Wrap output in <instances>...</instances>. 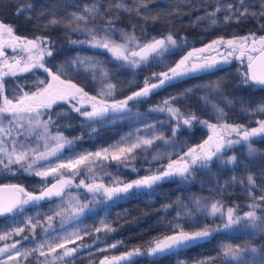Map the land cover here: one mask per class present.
<instances>
[{
  "label": "snow or ice",
  "instance_id": "snow-or-ice-1",
  "mask_svg": "<svg viewBox=\"0 0 264 264\" xmlns=\"http://www.w3.org/2000/svg\"><path fill=\"white\" fill-rule=\"evenodd\" d=\"M156 0H112L107 7L104 0H91L90 3L72 5L77 11L67 12L64 16H58L55 11H48L46 8L40 11L36 19L47 22L43 28L62 26L69 31L65 33L67 42L71 45H87L94 49H102L111 55L115 61L120 62V67L131 69L139 68L151 61H157L164 65L165 55H173L189 47L190 42L186 37L177 36L169 31L159 38L153 36L143 41L135 34L136 25H132L133 32L129 34L122 28H118L117 21L120 13H126L130 17L142 16V10L147 12L148 6ZM189 2V0H185ZM216 7L213 11L207 12L206 16L197 17V21L207 20L210 27L220 23L217 13H226L223 23H236L246 20L249 17L264 19V0H258L260 11H250L252 4L250 0H236V3H224L223 0H214ZM34 5L25 3L17 9L16 15L32 13ZM242 9V11H241ZM145 21L158 20L159 15L149 16L144 14ZM26 19L31 20L28 15ZM195 23V22H194ZM91 25V26H89ZM41 27L37 25V28ZM264 30V24L260 25ZM70 32H78L85 36L84 39H71ZM119 34L120 41L113 39ZM141 36L144 31L141 29ZM11 49L12 55L7 54ZM56 41L48 36L36 35L32 38L16 34L13 25L0 21V175H26L40 178V183L29 191L22 183L0 184V218L10 217L12 222L17 216H22L27 206H39L41 202L50 201L54 197L61 199L66 195V190L73 186L77 176L86 175L91 182L86 183L80 179L76 188H83L92 199L87 203H80L78 196L70 197L67 203L68 208H62L54 215L37 213L35 216H23L21 227L7 228L2 230L0 241H7L13 237H19L13 243H4L0 246V264H19L18 258L25 261L29 257H35V264H71L76 254L82 248L90 245L83 244L84 237L80 234V228L72 231H65L63 235L48 238L47 234L53 228V220L56 216L62 217L63 223L68 219L82 216L85 210H91L97 203L109 201L126 200L134 198L143 193L155 191L160 184L175 180L177 177L188 180L197 167L208 169L210 165L219 161L222 165H238V157L233 154L225 160L224 154L233 151L238 145L247 146L246 158L257 155V150L252 145L254 138H264V119L249 121L255 123V127H247L244 124L227 122L224 109L219 106L210 94L219 95L226 106H232L233 101L228 100L222 94L223 78H218L204 85L210 92L209 95L199 97L205 107H211L215 123L202 119L194 111H182L176 106V102L193 92L192 88L185 89L177 95H171L163 99L150 111L167 113L169 119L157 121L154 124H146L144 131L146 135L128 133L122 136L119 141L97 151H85L76 153L74 156L63 157V151L73 147L81 136L68 139L62 132L50 133V126L59 127L53 119L52 110L64 102L69 106L68 110L56 112L55 116L60 118L67 116L69 111L77 113L84 118L83 122H99L106 119L109 114H125L131 111L130 101L140 102L143 99L155 94L157 90L170 86L185 78L194 77L198 74H205L221 70L222 66L229 65L234 59L241 64L246 63V70L239 75V86L251 87L264 90V35L256 36L255 33H248L244 36L233 35L230 39L219 36L202 47L191 46L189 50L173 62V66L167 67L165 71L153 72L146 76L143 86L132 92L124 99H115L116 85L103 83L108 80L109 72L103 63L94 57H77L69 59L61 64L48 67V59L53 58L56 52ZM87 65L84 71L91 72V79H99L102 87L96 95H90L83 87L66 78L69 72L79 71V66ZM42 72L46 78L36 76L33 84L35 90L25 91L24 84L18 83V78L23 74H35ZM6 78H13L14 83L6 89ZM155 81V82H153ZM7 92V94H6ZM242 104L245 102L242 100ZM90 109V110H89ZM241 115L264 116V98L252 106H244L240 109ZM47 115V119H42ZM118 118H123L122 115ZM7 120L8 126L4 125ZM157 124L163 126L171 124V136L165 137L163 132H157ZM27 125V127H26ZM196 125L208 130L209 134L201 143L188 147L178 158L173 159L171 153H153L147 155L149 150L157 141L164 144H174L177 134L184 129L192 130ZM64 127H71L70 124ZM40 129L41 131H37ZM15 130V136L13 131ZM91 131L95 132L93 128ZM33 136L35 144L33 147ZM19 138V139H17ZM43 142V150H40V142ZM143 156L146 163L156 161V168L145 169L143 176L139 175L140 168L136 167L138 156ZM164 155H167L168 162L159 164ZM264 155V154H261ZM55 158L57 163H52ZM129 170L136 174L137 178L125 181L120 177H113L106 169L113 166ZM247 165H244L247 170ZM99 170V171H98ZM109 177L108 184H105L103 177ZM49 177L54 182H49ZM244 178H237L235 173L225 181V185L240 184L251 203L249 211L242 215L238 214V206H225L220 200L196 199L193 201L195 207L189 209L187 205L175 202L180 205L182 211H177L175 217L169 220L167 215L162 216L158 224L164 229L163 232L154 236L144 245L133 246L131 249L122 252L120 255L103 256L98 264H135L136 259L142 257H153L163 259L165 256L178 255L179 252L195 247L201 242L207 241L213 235L233 229L241 225L245 229L258 230L264 233V186H259L253 175L249 174ZM253 189L261 192L260 196L253 195ZM221 186L218 191H223ZM74 201V203H73ZM171 204L161 205L157 212H167ZM68 213V215H66ZM197 214L205 219L215 218L212 223L199 225L200 219ZM44 215L42 222L38 217ZM218 219L220 223H216ZM189 225V229L185 225ZM99 227L93 231L105 235L116 231L111 222L106 219L99 220ZM37 228L45 233V238L38 241L34 248L17 247L28 240L30 236L35 237ZM84 236H91L92 231L83 229ZM29 235H25V233ZM99 237H97V240ZM80 241L79 244L76 242ZM96 243V240L93 241ZM68 245H73L69 247ZM124 246L123 241H115L106 245L100 252L108 249H115ZM59 250V251H58ZM249 250L252 253L257 249L251 247L247 242L243 245L224 244L218 249V255L204 259H197L195 264H224L226 259H239L245 256ZM176 264H187L185 260L177 258ZM257 264H264V251Z\"/></svg>",
  "mask_w": 264,
  "mask_h": 264
},
{
  "label": "trees",
  "instance_id": "trees-1",
  "mask_svg": "<svg viewBox=\"0 0 264 264\" xmlns=\"http://www.w3.org/2000/svg\"><path fill=\"white\" fill-rule=\"evenodd\" d=\"M25 0H0V20L11 24L16 29V34L22 36L33 37L36 35L48 36L56 41V52L53 57V62L51 67L54 65L61 64L74 56L76 45H71L67 42L65 38V33L68 29L62 26L53 27L45 29L42 27L43 24L47 22L44 20H37V14L44 10L55 11L58 16H64L67 12L77 11L78 9L72 7V5L83 6L86 3H90L91 0H31L30 3L34 5L32 13H22L19 16L16 15L17 9L22 7ZM112 2V0H104V6ZM131 4L132 0H127ZM224 3H236V0H223ZM252 7L250 11H260L258 0H250ZM216 7L214 0H156L155 3H151L148 6L147 12L142 10V16L137 17L132 15L131 17L126 13L119 14V20L117 21V27L124 30H131L133 32L132 25H136L135 34L142 41L146 37L150 39L153 36H158L166 34L171 31L176 36L177 39L180 37H186L190 42L189 47L183 49L182 51H177L173 55H165L164 65H160L157 61H151L150 63L143 65L136 69L127 70L124 74H118L116 78L113 79V84L116 85V92L114 98L121 99L127 96L129 93L138 88L143 82L146 76H150L153 72L161 71L177 60V58L183 54L191 46L203 45L212 39L219 36H223L225 39L232 38L233 35L243 36L248 33H255L256 35L264 34V30H261L260 25L264 24V19L259 17L253 18L249 17L246 20H242L239 23L232 21L231 23H223V18L226 13L219 12L217 17L220 21L216 26L210 27L207 20L197 21V17L206 16V11H213ZM242 11V9H241ZM144 14L149 16L159 15V19L153 22L151 19L145 21L142 17ZM28 15L32 16L31 20L26 19ZM195 22V23H194ZM37 25L41 27L37 28ZM141 29L144 31V37L141 36ZM71 39H79L80 35L78 32H70ZM84 36V35H83ZM85 53L87 51H80ZM244 64H241L239 60H233L229 65L222 66L219 71H212L205 74H198L194 77L185 78L179 82H174L170 86L164 87L161 90H157L155 94L143 99L140 102L130 101L129 108L130 112L125 114H115V121L110 124L93 126L95 122L84 123V118L80 117L77 113L69 111L67 116H62L57 118L55 116L56 112L62 110L67 111L69 106L65 103H60L59 106H55L52 110L53 119L59 127L50 126V133L55 134L57 131L62 132L65 137L72 139L76 136H81L82 138L77 140L72 148L82 149L83 147H92L95 141L102 139L104 143H110L117 140L118 136L122 134L124 127H130V123L141 125L145 129L146 124H154L157 121H166L169 119L167 114L152 112L150 107L161 102L163 99L168 98L171 95H177L183 92L185 89L192 88L193 92L188 94L183 99L176 102V106L182 111L191 110L194 111L198 116L203 119L215 121L214 114L211 107H205L202 100L199 97L204 95H209L210 92L204 85L211 81H215L218 78H223L224 83L222 85V94L228 100L233 101L232 106H226V101L222 102L219 95L210 94V98L213 99L221 108L224 109L227 114V122L241 123L246 126H253L255 123H249V121H255L256 119L264 118V116H244L241 115L240 109L244 106H252L264 98V90L253 89L251 87L239 86V75L246 70ZM53 70L55 68L53 67ZM90 71H78L76 73H68L66 78L73 79L77 83L81 84L86 90L94 92V89L84 81V78L91 77ZM38 76L35 74H23L18 78V83L25 84L24 89L27 91L35 88L33 84L34 79ZM14 83L13 78L6 79V89L11 87ZM245 103L242 104L241 101ZM122 115L123 118H118ZM47 115L43 116L42 119H47ZM70 124L71 127H64V125ZM171 124L159 125L157 124V132H163L165 137L171 136ZM93 128L96 129L95 132L91 131ZM37 131H41L38 129ZM146 135V132H144ZM205 136V130L196 125L192 130L186 131L181 129L177 134L174 144H164L161 141H157L153 148L149 150L147 155L149 158L153 153H171L172 157L177 155L179 152L185 150L190 145H194L200 142ZM253 147L257 150V155L250 158H246L247 148L242 147L243 156L239 159L238 165L233 169L232 166L222 165L213 162L210 168H196L194 170V175L188 180H183L177 177L175 180L160 184L156 187L155 191L149 194L148 192H143L134 198H128L126 200H119L102 205L93 212H88L74 222H72L75 228H80L81 235L84 237L83 241L86 244H90V247L81 249L75 256V260L78 264H82L89 260H95L99 255L109 251L100 252L98 249L105 248V245L113 243L115 241H123L124 246H118L113 249V251H121L131 249L133 246L144 245L146 242L150 241L154 236L163 232L162 226H159L158 221L162 216L167 215L168 219L171 220L175 217L177 211H182L180 205L175 203L179 201L180 203L187 205L189 209L192 207L190 199L193 201L194 194L208 195L211 197L219 198L223 201L225 205H236L239 211H243L246 208L245 202L248 200L247 193L244 191L243 186L240 184L225 185V181L235 173L237 178H244L245 184L247 183V175H253L256 184L259 186H264V138H254L252 140ZM71 148V149H72ZM155 148V149H154ZM69 151L66 148L64 152ZM168 160L167 155H164L159 161L162 164ZM137 168H142L143 164H146L151 168H156L158 163L156 161L151 162V164L146 163L143 156H139L135 162ZM244 165H247V170H245ZM121 167L115 172L119 176H124V180H128L136 174L131 173ZM145 169H141L139 175L144 174ZM2 179H14L22 181L29 189H34L38 182L37 177H29L26 175H17L15 177L4 175L0 176V181ZM224 186L223 191H218V189ZM82 189H76L78 193ZM70 189L66 191L69 193ZM261 195L258 189H253V195ZM193 195V196H192ZM61 198L55 197L50 201L41 202L39 204V210L41 214L49 215L52 213L53 209L58 208L59 201ZM171 204L172 207L168 209L165 213L163 211L157 212L156 210L160 208L161 205ZM33 206H27L29 209ZM33 213H29L31 216ZM36 215V214H35ZM34 215V216H35ZM6 218H0V230L5 228L10 229L15 226V222H6ZM41 221L44 219V215L38 217ZM202 221L197 227L201 226L203 223H212L208 218L202 217ZM106 219L111 222V226L116 229V231L109 233L107 235L103 233H95L93 230L99 227V220ZM201 220V218H200ZM186 229H189V225H185ZM83 229L92 231L91 236H84ZM48 238L51 239L54 236L53 232H48ZM101 238L100 241L95 244L93 241ZM45 238V233L41 228H37L35 232V237L23 241V248H34L36 243ZM251 245V247H257L260 249V254L264 251V234L262 232L257 233L252 229H239L230 232L222 233L219 232L207 241L201 242L195 247H191L185 251H181L178 255L165 256L163 259H154L153 257H142L135 261V264H176L177 258L185 260L187 264H195L197 259H204L208 257H214L218 255V249L224 244L243 245L245 243ZM248 259H254L252 252L246 254ZM250 261V260H249ZM256 260H254L255 262ZM219 264V261L217 262ZM224 264H234L232 260H224ZM235 264H242L240 262Z\"/></svg>",
  "mask_w": 264,
  "mask_h": 264
},
{
  "label": "rangeland",
  "instance_id": "rangeland-1",
  "mask_svg": "<svg viewBox=\"0 0 264 264\" xmlns=\"http://www.w3.org/2000/svg\"><path fill=\"white\" fill-rule=\"evenodd\" d=\"M30 1L31 0H25L24 2L25 3H30ZM1 21V20H0ZM5 23V22H4ZM89 26H91V25H89ZM126 32H128L129 34H131L132 33V31L131 30H125ZM18 35V34H17ZM77 35H80V37H79V39H84L85 38V36H83L82 34H80V33H78ZM261 35H264V34H261ZM22 36V35H21ZM244 36V35H243ZM257 36V35H256ZM113 39H115V40H117L118 42L120 41V36H119V34H116L114 37H113ZM210 42V41H209ZM208 43V42H207ZM78 48L76 49V52L74 53V56L72 57V58H77V57H94L96 60H99L100 62H102L103 63V65H104V67L108 70V72H109V78H108V80H106V81H104L103 83H113L114 81H113V79L114 78H116L117 77V75L118 74H116V73H118L119 71V73H122V74H124L127 70H129V68H127V67H120V62L119 61H115L112 57H111V55L109 54V53H107L105 50H102V49H94V48H91L90 46H87V45H76ZM203 45H200V46H195V47H202ZM189 49H187L183 54H181L178 58H177V60L176 61H178L179 59H180V57L182 56V55H184L187 51H188ZM80 51H87V52H83V53H81ZM71 58V59H72ZM246 61V60H245ZM143 66V65H142ZM171 66H173V64L172 65H170L169 67H171ZM87 67V65L85 64V65H82V66H79V71L81 72V71H84V69ZM141 67V66H140ZM167 68H165V69H163V70H161V71H165ZM161 71H158V72H161ZM76 72H78V71H75V72H72V73H76ZM71 73V72H70ZM90 73V72H89ZM40 78H45L43 75H38ZM119 76V75H118ZM88 77H91V76H88ZM120 77V76H119ZM7 79V78H6ZM70 79V78H69ZM35 80V79H34ZM73 80V79H72ZM84 81H86L89 85H90V87H92V89H94V92H90V91H88V90H86L81 84H79V83H77L76 81H74L73 80V82H75V83H77V84H79L81 87H83L84 89H85V91H87L90 95H96L97 94V92L100 90V88L102 87V83H101V81L99 80V79H97L96 81H93V80H90L89 78H84ZM144 81V80H143ZM142 81V82H143ZM153 82H155V81H153ZM141 86H143V83L139 86V87H141ZM138 87V88H139ZM137 89V88H136ZM135 89V90H136ZM25 91H27L26 89H24ZM35 90V88H33L32 89V91H34ZM6 94H7V92H6ZM128 95H130V93L128 94ZM127 95V96H128ZM126 97V96H125ZM124 97V98H125ZM124 98H121V99H124ZM115 99H117V98H115ZM158 104V103H157ZM156 104V105H157ZM153 106H155V105H153ZM153 106H151L150 108H152ZM90 110V109H89ZM164 114H167V113H164ZM114 117H115V114H109V116L106 118V119H104V120H101V121H99V122H95L94 124H92L93 126L95 125V126H100V125H106V124H110V123H113L114 121H115V119H114ZM203 119V118H202ZM261 119H264V118H261ZM210 122H213V123H215L216 121H213V120H209ZM4 125L5 126H8V122H7V120H5L4 122ZM229 123H232V122H229ZM238 124H241V123H238ZM200 126V125H199ZM256 126V124L255 125H253L252 127H255ZM26 127H27V125H26ZM201 127V126H200ZM247 127H250V126H247ZM140 129L141 131H140V133H139V135H145V131H144V128L141 126V125H138V124H132V123H130V127H124V129L122 130V134H120V136H118V138H117V140H115V141H113V142H110V143H104L103 142V140L102 139H99L98 141L96 140L95 141V143H94V145L92 146V147H83L82 149H78V148H72V149H70L69 151H67V152H64V153H62V155H63V157H69V156H74L76 153H81V152H85V151H97V150H99L100 148H102V147H107V146H109V145H111V144H114V143H116L117 141H119L120 140V138L122 137V136H125V135H127L128 133H133L134 135L136 134V129ZM204 129V128H203ZM205 130V136H204V138L200 141V142H198V143H196V144H194V145H197V144H199V143H201L204 139H206L207 138V136H208V134H209V132H208V130H206V129H204ZM39 132V131H38ZM13 135L15 136V130L13 131ZM17 139H19V138H17ZM32 140H33V143H32V146L33 147H35L36 146V144H35V136H33V138H32ZM42 144H43V142L41 141L40 142V150L42 151L43 150V147H42ZM194 145H190L189 147H191V146H194ZM242 147H246L247 148V146L246 145H238V146H236L235 147V149L233 150V151H229V152H227V153H225L224 154V159L226 160L227 159V157L228 156H231V155H233V154H235L237 157H238V160L239 159H241L242 160V158H240V157H242L243 156V150H241L240 151V149L242 148ZM153 148V147H152ZM155 149V148H154ZM187 151V148L185 149V150H183V151H181V152H179L177 155H175L174 157H172L173 159H176V158H178V156L179 155H181L183 152H186ZM139 157V156H138ZM51 162L54 164V163H57L58 161L57 160H55V158H52L51 159ZM168 162V160L166 161V162H164V163H162V164H166ZM216 163H219V164H221L219 161H215ZM148 168V166L146 165V164H143L142 165V168H140V169H147ZM197 168H200V167H197ZM107 171H109V172H111L112 173V176L113 177H120L121 179H123L124 178V176H119V175H117V173L115 172L116 170H117V168L114 166V163H113V166H111V167H109V168H107L106 169ZM124 170V169H123ZM127 170V169H126ZM99 171V170H98ZM128 171V170H127ZM146 172V171H145ZM145 174H147V173H144V174H141L140 176H143V175H145ZM6 175V174H5ZM193 175H194V172L192 173V177H193ZM1 177H3L4 175H0ZM8 176H10V175H8ZM191 177V178H192ZM85 179V182L86 183H89V182H91L89 179H87V177H86V175H81V176H77L76 178H75V181H74V184H73V186L72 187H70L69 189H70V191H69V193H67L65 196H64V198L63 199H60L59 201H57V203H59V205H58V208H55V209H53V211H52V213L51 214H49V215H54V212H58V211H60L62 208H68L69 209V212H70V208H69V204L67 203V201L69 200V198L70 197H73V196H78L79 197V201H80V203H87L88 201H90L91 199H92V196H91V194H87L86 193V190L85 189H83V188H79V189H82L79 193L77 192V191H75L77 188L75 187V184H78L79 183V180L80 179ZM137 178V176H133L132 178H130V179H128V180H125V181H130V180H132V179H136ZM49 179V181H51L53 178H51V177H49L48 178ZM109 177H107V176H104L103 177V181H104V183L105 184H108V182H109ZM1 180H3V181H5V180H14V179H2L1 178ZM124 180V179H123ZM14 181H18V180H14ZM36 181L38 182V184L40 183V178H37L36 179ZM22 182V181H21ZM22 183H24V182H22ZM25 184V183H24ZM69 189H67V190H69ZM66 190V191H67ZM195 196L193 197V201L194 200H196V199H201L202 201L203 200H207V201H209V202H211V201H213V200H220V201H222L221 199H219V198H216V197H211V196H208V195H206V196H204V195H201V194H194ZM255 195V194H254ZM193 196V195H192ZM255 196H259V195H255ZM191 199H190V202L192 203L193 202ZM111 202H113V201H109V202H105V203H97L94 207H92L91 208V210H85V213L84 214H86V213H88V212H93L94 210H96L97 208H99L100 206H102V205H106V204H108V203H111ZM223 202V201H222ZM73 203H74V201H73ZM251 203V201L249 200V198H248V200L245 202V205H246V208H245V210H243V211H239L238 210V214H240V215H242L244 212H246V211H249V207H248V205ZM224 204V203H223ZM225 205V204H224ZM226 207L227 206H233V205H225ZM195 207V205H194V203H192V207H191V209L192 208H194ZM40 208L38 207V206H33V207H30L29 209H25V211H24V213H23V215L22 216H17L16 217V221H15V226H13V227H11V228H14V227H21L22 226V223H21V221H22V219H23V216H28L29 215V213L31 212V213H33L31 216H34L35 214H37L38 212H40V210H39ZM83 214V215H84ZM66 215H68V213H66ZM197 216H198V218L200 219L201 218V220L200 221H202V215H200V214H197ZM79 218V217H78ZM77 218H74V219H68L66 222H64L63 223V226H62V217H60V216H56L55 218H54V220H53V228L52 229H50L49 230V232H53V234H54V236H56V235H63L64 233H65V231H72V230H74L75 229V227L73 226L74 224L72 223V222H74L75 220H76ZM208 219L209 220H211L212 222H213V220L215 219V218H212V217H208ZM9 221H11V218L10 217H7L6 218V222H9ZM44 221V219L42 220V222ZM215 222L216 223H220V221L218 220V219H216L215 220ZM202 225V224H201ZM11 228L10 229H8V230H11ZM241 230V229H245V228H243V226H241V225H238V226H235L233 229H230V230H226V231H221L222 233H226V232H230V231H233V230ZM250 229V228H249ZM254 232H257V233H259L260 234V231H258V230H254ZM0 234H2V230H0ZM264 234V233H263ZM25 235H29L27 232L25 233ZM16 239H19V237H13L12 239H10V240H7V241H0V246H3V244L4 243H9V244H11V243H13ZM100 239L101 238H99L98 240L97 239H95L96 240V242H98V241H100ZM23 243V242H22ZM77 244H79L80 243V241H77L76 242ZM83 244H85V245H90V244H86L84 241H83ZM109 244H111V243H109ZM108 245V244H107ZM69 247H72L73 245H68ZM17 247H22V245H18ZM105 247H106V245H105ZM254 248H256L257 249V252H255V253H252V255L254 256V259L252 260V259H248L247 260V256H249V255H245V256H243L242 258H239V259H235V260H233V259H230V260H232L233 261V263L235 264V263H238V262H240V263H242V264H257V262L259 261V259L261 258V254H260V249H258L257 247H254ZM83 249V248H82ZM127 250H129V249H127ZM59 251V250H58ZM124 251H126V250H121V251H113V249H109V251L108 252H106V253H103V254H101V255H99L95 260H89V261H86V262H84V263H82V264H98V261L103 257V256H105V255H108V256H111V255H117V254H121L122 252H124ZM18 260H19V264H35V257H29V259L27 260V261H25L23 258H18ZM250 260V261H249ZM254 260H256L255 262H254ZM71 264H78L77 262H76V260H75V258L71 261Z\"/></svg>",
  "mask_w": 264,
  "mask_h": 264
},
{
  "label": "water",
  "instance_id": "water-1",
  "mask_svg": "<svg viewBox=\"0 0 264 264\" xmlns=\"http://www.w3.org/2000/svg\"><path fill=\"white\" fill-rule=\"evenodd\" d=\"M160 36H161V35H158V36H156V37L159 38ZM258 36H260V35H257V37H258ZM246 63H247V61H246ZM246 63H245V66H246ZM141 87H142V86H141ZM139 88H140V87H139ZM139 88H137V89L134 90V91L139 90ZM134 91H132V92H134ZM132 92H131V93H132ZM131 93H130V94H131ZM49 182H50V183H51V182H54V180L52 179V180L49 181ZM4 183H22V182H21V181H14V180L0 181V184H4ZM22 184H24V183H22ZM24 185H25V184H24ZM25 187H26L29 191L33 190V189H29L26 185H25ZM54 198H55V197H54ZM117 255H120V254H117ZM111 256H113V255H111ZM101 259H103V257H102ZM101 259H100V260H101ZM100 260H99V261H100ZM99 261H98V262H99Z\"/></svg>",
  "mask_w": 264,
  "mask_h": 264
},
{
  "label": "flooded vegetation",
  "instance_id": "flooded-vegetation-1",
  "mask_svg": "<svg viewBox=\"0 0 264 264\" xmlns=\"http://www.w3.org/2000/svg\"><path fill=\"white\" fill-rule=\"evenodd\" d=\"M21 36V35H20ZM28 38H32V37H29V36H27ZM7 54L9 55V56H11L13 53H12V51H11V49H8L7 50ZM52 62H53V58H49L48 59V63H47V66L48 67H51V64H52ZM38 73V75H43L45 78H46V74H43L42 72H37ZM61 103H64V102H61ZM252 127V126H251Z\"/></svg>",
  "mask_w": 264,
  "mask_h": 264
}]
</instances>
